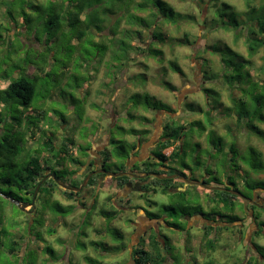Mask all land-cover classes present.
<instances>
[{
	"label": "rangeland",
	"instance_id": "obj_1",
	"mask_svg": "<svg viewBox=\"0 0 264 264\" xmlns=\"http://www.w3.org/2000/svg\"><path fill=\"white\" fill-rule=\"evenodd\" d=\"M52 1L58 6L60 28L56 33H50L43 25ZM80 1L44 0L37 11L26 9L25 6L5 11L4 5L7 3L0 5V23L3 27L9 28L7 22L12 18L17 27L12 29L14 25L10 23L13 27L6 36L5 29L0 30V45H3L0 46V74L9 76L0 75V90L5 89L18 76L26 75L31 80L36 79L35 97L30 107L26 110H13L10 114L14 119L22 117L21 126L14 125L15 121L10 119L9 124H6V130L15 131L13 134L12 131L8 132L9 143L13 144L19 156L12 159L10 165H5V160L4 167H0V227L3 226L13 235L8 240L0 238V264H112L111 258H105L101 253L105 251L102 246L109 242L110 233L112 235L114 231L111 229L121 228L126 236L130 231H124L122 224L110 225L107 220H99L92 212L84 214L90 205V196L83 199L78 197L77 203L69 202L64 190L53 183L50 200L46 201L39 194L36 213L28 217L11 201L26 198L18 193L15 183L18 182L19 170L25 162L32 156H38L41 165L57 168L56 171L63 173L61 183L65 186L72 188L82 184L92 168L87 164L90 153L104 144L108 137L115 140L125 138L131 142L127 134H133L129 131L143 129L145 118L153 123L154 115H162L158 111L180 116L177 119L183 125V142L188 147L185 155L187 164L191 165L193 159L197 158V145L201 147V152L206 149L214 154L209 138L222 139L224 154L234 144L236 150L229 156L231 161L227 160L224 165L221 163L213 166L221 161L222 154H216L214 163L211 160L210 163L206 155L201 154L198 159L201 166L196 173H203L209 186L220 185L225 177H229L238 188L243 189L241 193L245 198L250 199L252 191L247 189L246 181L264 183V142L247 132L243 120H236L238 112H243V118L249 120L254 104L249 94H243L238 87L230 89L223 82L220 77V61L209 49L211 46L231 48L245 60L251 61L252 67L248 71L252 81L258 84L264 82V77L257 73V68L263 64L264 50L260 49L249 58L243 39L235 43L234 31L220 29L221 21L228 19L221 20L220 14L226 13L229 16L231 12H243V0H84L88 8H98L93 10V19L98 15L106 16L105 24L87 28L84 23H79L74 28L69 27L66 24L67 16ZM222 3L229 6H222ZM23 10L33 19L31 23L24 25L25 14H21ZM103 12H107L106 15ZM80 20H84L83 14ZM18 40L21 42L19 50V46L14 43ZM8 43L14 46L9 48ZM151 43L154 55L148 56L144 50L137 51V48H145ZM127 57L129 61L125 63ZM159 57H162V63L158 61ZM174 67H178L182 75L173 72ZM35 69H39L36 74ZM214 74L216 78L209 81ZM163 83L173 86L174 92L165 89ZM196 84H199L201 90L191 92V95L189 93L179 106L176 97L180 90L196 88ZM204 89H212L217 95L211 91L205 93ZM233 100L236 103L242 100L245 104H234ZM194 103L201 108V112L187 110H195ZM207 111L212 118L211 126L207 123ZM262 112L264 114V110ZM193 122H201L205 131L199 134L198 129L192 127ZM254 123L264 131V123L256 119ZM36 125L39 130L35 129ZM177 126V123L173 124L174 128ZM22 131L25 142L17 146L14 134ZM47 139L53 141V153L46 152L43 147ZM68 139L74 145H70ZM64 144L68 146L72 160L81 163L70 161L69 156L62 152L61 146ZM82 147L87 150L86 153L79 150ZM234 164L240 166L239 172L235 171ZM202 166L205 169L200 171ZM108 169L120 173L116 163H110ZM172 169L173 172L184 173L181 165ZM6 179L9 181L5 184L2 180ZM104 180L99 192L101 197L107 192H102L108 184V180ZM167 183L174 192L150 196V201L157 204L156 208L155 205L152 207V211L165 215L173 223L179 220L183 227L185 222L182 215H193L199 209L192 207L198 201L196 194H199L204 199L200 209L205 219H218L211 215L218 208L210 202L212 198L221 196L217 192L191 186L180 191L181 182L169 180ZM8 192L12 197L6 195ZM88 193H92V190ZM253 194L264 201L262 190L254 189ZM53 201L61 206L72 205V214H60V210H55ZM235 204L237 207L244 205L242 200L235 201ZM237 212L240 218L245 219L242 211ZM253 212L256 226L264 234V211L254 209ZM55 219L59 223L61 221V224L57 223L56 233L49 235L48 228L54 225ZM98 231L102 232L95 234ZM170 236L167 243L173 264H192L194 260H198L199 264H239L247 251L251 254L254 252L236 239L230 243L218 238V242H214V249H218L215 252L217 259L212 262V254L205 247L210 238L200 241V234L195 229L190 230L185 240L181 234L171 233ZM255 242L259 246L255 252L264 260V237ZM112 243L110 241L109 244ZM224 248L226 250L221 252L220 249ZM112 255L118 256V252ZM252 257L250 264H264L263 260L257 261L255 254ZM118 258H126V254H120Z\"/></svg>",
	"mask_w": 264,
	"mask_h": 264
},
{
	"label": "flooded vegetation",
	"instance_id": "obj_2",
	"mask_svg": "<svg viewBox=\"0 0 264 264\" xmlns=\"http://www.w3.org/2000/svg\"><path fill=\"white\" fill-rule=\"evenodd\" d=\"M197 90H201L199 84H196V88L193 89L183 88L182 90H180L176 97L177 104L180 106L183 100L189 95V93L191 95V92H196ZM172 92H174V90ZM157 113H162V115H154L153 123L145 118L144 122H142L144 128L141 130H137L142 133L132 136L127 134L129 137H131V142L126 141L125 138H123L122 140L114 139V141L116 142H124L125 140L127 147H129L128 158L125 160L124 166L121 171V168H119L120 173L129 174L128 176H124L126 177V179L121 181L118 180V178L108 177L106 174L103 173L93 174L96 171L102 170H104L106 173L111 172L108 168H105V166H108L110 163L118 164L115 159H113L111 162L110 160L108 162H105L103 157H101L100 155V153L109 151V147L112 149L115 146H120V144L112 145V140L110 137H108L105 140L106 142L104 141V144L99 145L95 149V151L90 153L89 159L87 160L88 166H92L88 173L93 174L92 176H96L95 185L88 186L89 183H87L80 192H77V195L71 197L73 198L72 200H68L69 202L77 203V199H79L78 197L83 199L87 196H90V205L88 208H86L84 214L89 215V213L92 212L94 216L97 217L99 220H107L110 225L122 224L124 226V231H130L129 234L126 236L124 234L125 232H123L121 228L111 229V231L114 230L112 233L116 232L118 235L122 236V241H117L112 238L111 233L109 232L110 239H108L109 242L105 246H102V248L105 250L101 252L102 256L104 255L103 257L105 258L109 256V258H111L112 264H130L131 261L133 262V264H136L135 261H137L138 258L134 254H136L138 250L141 249L146 252L154 253V249L156 246L152 243V241L154 240L156 241V243L159 244V251L162 256L158 260L159 264H173V259L169 256V249L167 243L168 238L170 239L171 237V233L181 234L185 240L187 235L190 233V230L195 229L197 233L200 234V241L204 242L205 239L210 238L213 239L216 243L218 242L217 239L221 238V240L224 239L226 242L231 243V240L236 239L241 243V245L252 249V251L254 252L251 254L249 251H247L245 256L241 258L239 264H250V259L254 257H252L253 254H255V256L257 257V261L263 260L260 259L257 253L255 252L256 249L259 247L255 241H257L258 238L264 237V234H261L259 227L256 226V220L253 210L261 209L264 211V201L259 199L257 196H254L252 190H250L252 191V197L250 199L245 198V196L241 193L243 189L238 188L235 183L231 181L232 178L229 177H225V179H223V182H220V185H214L213 187L209 186L205 181L203 173L199 172L200 176L196 173V171H198L199 169V166H201L199 164L200 160H198L200 159L201 154H198V152L196 154V151L198 149L201 150V147L196 144L197 146H199H196L197 148L195 150V154L198 159L195 157L193 159L194 162H192L191 165L187 164L185 155L187 154L188 147H186L183 142V131H180L177 140L174 141L171 138V135H174V132H169L165 129L168 127H173V124L176 123L178 124L177 128H183V125L179 123L177 119L180 116H173L171 112L169 113L166 111H158ZM164 119H167L168 121L165 122ZM166 144L170 145L167 147H163ZM91 146L93 148L94 144L92 143ZM176 150L182 153L184 150L185 157L182 160L173 157V153ZM204 150L206 151V149ZM160 155L165 156V159L162 160ZM202 156H205V154H202ZM206 157L209 161V156L206 155ZM221 162L222 161H218V163L213 162V166L215 164H221ZM177 165H181V168L183 169L184 173H176L172 171V168ZM118 166L120 165L118 164ZM56 169L54 168L55 171ZM200 169V171H203L205 169V166H202ZM152 174L162 177H176L172 179H158ZM42 175L43 176L41 181L43 180V178L47 177V179L44 180L42 183L45 186V189L44 192L41 193V195L45 197L46 201L48 199L50 200L51 198V195L47 192H53L52 188H54V184L57 188L64 190L63 188L58 186V184L55 183V180L51 177H55V175L51 172L50 169L43 171ZM55 179L57 178L55 177ZM58 180L61 182L60 179ZM103 180L104 182L108 180V184L106 188H103L102 190V192L104 190L107 191L105 192L106 195H103V197H101L99 192H101V184L103 183ZM169 180H176L178 182H181L182 187L180 188V191H183L187 187L191 186L206 191L209 190L228 194L230 197H233L230 198V200L233 202V204L231 205L234 207V210L224 211V205L222 201H219L217 205L215 204L216 202H214L212 204L218 209L211 215L215 216V218L218 219L215 221L205 219V214H203L204 212H202V210L200 209V206L204 202V199L201 198V195L196 194L195 197L198 201L196 202V205H193L192 207H199V209L193 215H182L183 221L185 222L183 227L180 225L179 220L173 223L165 215H160L159 213H156V211H152V207L155 205L154 208H156L157 204L150 201V196H154L158 193L163 194L168 191H170L171 193L174 192L171 186L167 182H165ZM80 185L81 183L79 184V186ZM207 188L217 189L211 190ZM89 190H92V193L89 194ZM229 191L237 192L241 195V197L233 195ZM67 192L76 193L73 191ZM39 194L40 193L36 192V194L32 196H24L26 198H30L29 201H23L20 203H26L28 205L27 207L29 208L28 210H26V212H22L23 214L28 217H31L36 213L35 206L36 202H38ZM212 199H216L215 201L220 199L224 201H230L228 200V196L224 197L222 195ZM239 200H242L244 204L242 206V213L244 214L245 219L240 218L237 214V204H235V201ZM53 202L55 205L58 204L61 206V204L57 201ZM139 202H141L142 204ZM144 203H146V206L144 205ZM164 208L165 207L163 206V209ZM71 214L72 213H70L69 215ZM131 215L132 217H130ZM54 217L56 218L55 214ZM54 221V225L51 226L50 229L48 228L47 232L49 233V235L51 233H56L55 225H57V223L59 222L57 221V219H55ZM59 224H61V221ZM43 227L47 228L44 225ZM208 228H212L213 231H211L212 233L210 234V236L206 237L205 234ZM3 229V226H1V239L2 237H5V239L8 240L13 236L12 234L8 233L7 229H4L6 233L3 234L1 232ZM231 229L232 231H230ZM102 231H98V233L95 232V234L99 235V233ZM110 241H113V243L109 244ZM216 250L218 251V249H214L213 251H211L212 256L210 258L212 262H215V260L217 259V255H215ZM223 250H226V248L222 250L220 249L221 252H224ZM115 252H118V256H120V254H126V258H118V256H113L112 254ZM197 254L200 255L201 252L198 251ZM192 264H199V262L198 260H194Z\"/></svg>",
	"mask_w": 264,
	"mask_h": 264
},
{
	"label": "trees",
	"instance_id": "obj_3",
	"mask_svg": "<svg viewBox=\"0 0 264 264\" xmlns=\"http://www.w3.org/2000/svg\"><path fill=\"white\" fill-rule=\"evenodd\" d=\"M42 1L44 0H0V5H3L5 3H7L5 6V11L6 9H12L13 7H24L26 9L29 10H35L37 11L39 8H41L40 6H42ZM209 1V0H208ZM258 2L255 3V0H243L244 5H245V10L243 12H236L233 13L231 12V14L229 16L226 15V13H222L220 14V18L221 20H224V18H227V20L221 21L222 26L220 29L226 30V31H234L236 34H234V41L233 42H237L238 39L242 38L243 39V44L245 45L246 48V52L249 58H252L254 55H256L258 53V51L260 49L264 50V0H257ZM255 3V4H254ZM206 5V4H205ZM50 8H49V13L48 15H46L45 20L43 21V25L45 26V28L47 29V31H49L50 33H56L57 31H59L60 28V22H59V15L57 14V9L58 6L55 5L52 2H50ZM222 6H229L226 3H222ZM8 7V8H7ZM29 7V8H28ZM75 10L71 13L68 14L67 16V25L69 27L74 28L77 24L79 23H84V26L91 27L93 25H101L103 26L105 24L106 21V16H100L98 15V17H96V19H93L94 16L92 15L93 10H97L98 8H88L85 4L84 0H81L80 3H78L76 6H74ZM231 8V7H230ZM56 9V10H55ZM4 13V12H3ZM24 13L25 17L23 18V23L25 25V23H31L33 21L32 18H30L26 12L23 10V12H21V14ZM107 12H103V14L106 15ZM83 14L84 16V20L81 22L80 20V16ZM111 14V13H109ZM9 15V14H8ZM108 15V14H107ZM93 16V17H92ZM235 16H238L239 19H237ZM44 17V16H43ZM108 17V16H107ZM7 20L8 16L5 17ZM16 18H18V16H16ZM213 20H211L212 22ZM15 19L12 18V20H10V22H7V24L9 25V28H4L3 24L0 23V30H4L5 32V36L7 35L9 29H11L13 26H11L10 23H12V25H14V27L12 29H16V25H15ZM214 26V25H213ZM4 28V29H3ZM101 31V30H100ZM11 36L12 35H8ZM2 36L0 35V38ZM17 36H15L16 38ZM81 36L79 35V40H80ZM19 42H14L16 43L19 48L18 50L21 48V42L20 40H18ZM4 42V41H3ZM11 43V42H10ZM13 43V41H12ZM11 45L14 46L13 44H9L8 43V47L11 48ZM3 46V45H0ZM153 44H149L148 46H145V48H137V51H143L144 50V54H147L148 56H152L154 55L152 53V51H154L153 49ZM209 49H211V53H215V55H217L218 60L220 61V66L222 68V72L220 77H222L223 82L231 89L233 87H238L241 92L243 94H249L250 95V100L253 102L254 104V110L251 114V118L249 120H245L243 118V112H238L237 113V117L236 120L237 121H242V124H244V127L247 129V132L255 137H257L258 139L262 140L264 142V131L259 128L255 123H254V119L258 120L261 123H264V114H263V110H264V82L261 84H258L257 82L252 81V77L250 75V72L248 71V68L252 67V63L250 60H245L243 56L239 55L237 52L233 51L231 48L229 47H223V48H218V46H211L209 47ZM146 50V51H145ZM19 52V51H18ZM26 59L28 60V56L26 55ZM34 61V60H33ZM129 61V57H127L125 59V63H127ZM158 61L160 63H162V57L158 58ZM30 65L34 66L33 63L29 62ZM39 71V69H35V73ZM173 72L178 73L180 75H182L180 69L177 67H174ZM257 73L261 76L264 77V58H263V64L260 68H257ZM33 74V75H34ZM0 75H4L6 77L9 78L8 75H5V73H1ZM32 75V76H33ZM215 74L210 78L209 81L214 80ZM163 85L165 86V89L173 91L175 90V88L173 86H171L170 84H165L163 83ZM242 86H246V88H243ZM246 89H248V91H246ZM35 90H36V79L33 78V80H31V77L26 76V75H22V76H18L16 77V79L11 80L9 82V84L6 86L5 89L0 90V105H1V110H0V124L2 125V128H0V167H4L3 162L6 160L7 164L5 163V165H10V161L12 159H16L17 156H19L18 152L16 151L15 147L13 146V144L10 145L9 143V133L10 131L6 130V124H9V119L12 121H15L13 124L14 125H19L21 126V118H15L12 116L10 117V114L13 112V110L17 111V110H26L30 107L31 103L34 100L35 97ZM205 93H210L209 91L213 92L214 95H217L212 89H204ZM233 103L235 104L236 101L233 100ZM238 103L240 104H245L244 101L240 100L238 101ZM236 103V104H238ZM195 104V103H194ZM196 105V109L195 110H189L187 107V110L190 112H201V108ZM206 118L207 123L209 126L212 125V118L210 116V113L207 111L206 113ZM15 127V126H14ZM35 129L39 130L38 126H34ZM192 127H195L198 129V133L201 134L202 131H205V127H203V125L201 124V122H193ZM119 129V128H118ZM166 130H168L169 132H174V135H171V138L175 141L177 140V137L180 133V131H182V127L180 128H174V127H168L165 128ZM15 131H12V134ZM191 132H193V128L191 129ZM23 133V131H22ZM20 133H15L14 134V140L17 146L19 145H24V133L22 134ZM129 133H132L133 135H138L142 132H139L135 129H132L131 131H129ZM231 134V132H230ZM181 135V134H180ZM112 145H117L120 144V146H115L114 148H112L111 150L107 151V152H103L100 153L101 157H103L105 162H108L111 159H115L116 162L120 165L119 168L120 171L122 170L125 160L128 158V151H129V147H127L126 142H116L114 141V139L112 138ZM68 143L70 145H74L72 140H67ZM209 144L211 145L214 154L207 152V150H201L198 149L197 152L198 154H205L208 155L211 162H213V160L215 159V157H217V155L222 154V159H221V163L224 165L225 162L227 160H229V156H231L232 153H234V151L236 150L234 144H231L228 148V153L224 154V152H222L223 149V143H222V139L220 137H218L216 140H214L213 138H209L208 139ZM170 144H166L163 147H167ZM43 147L45 149L46 152L49 153H53L55 150V146L53 145V141L51 139H47L44 143H43ZM62 152L65 153V155L69 156L70 161L75 163V164H79L81 162L79 161H74L72 160L69 151H68V146L66 144L62 145ZM162 147V148H163ZM199 147V146H197ZM161 148V149H162ZM131 149V147H130ZM185 149V148H183ZM79 150H82L81 152L86 153L87 150H85V148H80ZM253 152V151H252ZM184 150L183 153L179 152L178 150H176L173 153V157L178 158L179 160H182L185 156H184ZM217 154V155H216ZM260 156V155H259ZM161 159L164 160L165 156L160 155ZM261 158V157H260ZM198 159V158H197ZM209 160V162H210ZM231 161V160H229ZM200 164V163H199ZM105 168H108V166L106 165ZM234 168L235 171L239 172V165L234 164ZM51 170V172L55 175L56 178H59L60 180H62V172L59 171H55L54 169L50 168V167H45L43 165L40 164V160L38 156L35 157H30L26 162L25 165L19 170V174H18V182L15 183V187L17 188V191L20 195L23 196H27V195H34V192L37 188V185L39 184V182L42 179V174L43 171L46 170ZM250 169H252L250 167ZM264 170V167L263 169ZM124 179H126V177H120L118 178V180L123 181ZM95 180H96V176H92L89 180V184L88 186L91 185H95ZM7 181V182H6ZM6 181H3V183H8L9 180L6 179ZM168 182V181H165ZM248 188L247 189H251L252 191L254 189H260L262 191H264V183L262 181H257V180H253L252 183L246 181ZM79 184L75 187H78ZM45 189V186L43 184L40 185L39 189L37 190V193H43ZM245 190V188H244ZM48 194H50V192H47ZM65 197L68 200H72L73 198H71L74 195H77V193H72V192H67V191H63ZM218 195H222L224 197L228 196V200H230V197L228 194L225 193H220L217 192ZM9 197H12L11 193L8 192L6 194ZM14 198V197H13ZM16 200H18L19 203L23 202V201H29L27 200V198L25 199H20L17 198ZM216 200V199H215ZM214 199H212L210 202L214 203L217 205L219 201L223 202V210L224 211H233L234 207L231 205L233 204V202L230 201H224V200H217L215 201ZM58 206V207H57ZM56 207V211L60 210V214H65V215H69L70 213L73 212L74 207L73 206H60L58 204L55 205ZM237 210L242 211L243 207H236ZM211 231L212 228H208L207 232H206V237L210 236V234L212 233ZM3 234H5V230L3 229L1 231ZM112 238H114L117 241H122V236L118 235L116 232L112 233ZM215 241H213V239H208L207 243L205 244V247L207 248L208 251H213L214 250V244ZM153 244H155V249H154V253L152 252H146L143 250H138L136 252L137 256V261H135L136 264H159V259L162 257L159 251V244L156 243V241H152ZM98 246V245H96ZM156 255V256H155Z\"/></svg>",
	"mask_w": 264,
	"mask_h": 264
},
{
	"label": "water",
	"instance_id": "obj_4",
	"mask_svg": "<svg viewBox=\"0 0 264 264\" xmlns=\"http://www.w3.org/2000/svg\"><path fill=\"white\" fill-rule=\"evenodd\" d=\"M98 173H103V174H106L108 177H111V178H119V177H124V176H128L129 174L128 173H111V172H105L104 170L102 171H96L94 172L93 174H98ZM93 174H89L85 181L77 188H70V187H67L65 186L64 184H62L58 179H55L54 176H51L54 180H55V183L58 184V186H60L61 188H63L65 191H73V192H80L84 187L85 185L88 183L90 177L93 175ZM154 177L158 178V179H172V178H175L176 176H165V177H162V176H158V175H155V174H152ZM47 177L43 178L42 181L39 182V184L37 185V188L34 192V195L36 194L38 188L40 187V185L43 183L44 180H46ZM203 187V186H202ZM207 189H211V190H216L217 188H207ZM231 194L233 195H236V196H239L241 197L240 194H238L237 192H232V191H229ZM12 202H14L20 209L21 212H26L25 208L28 206L26 203H22L20 204L18 201H15V200H11ZM130 264H133V262L131 261Z\"/></svg>",
	"mask_w": 264,
	"mask_h": 264
}]
</instances>
